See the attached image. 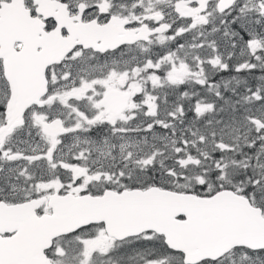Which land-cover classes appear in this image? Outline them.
Masks as SVG:
<instances>
[{"label":"snow or ice","instance_id":"obj_1","mask_svg":"<svg viewBox=\"0 0 264 264\" xmlns=\"http://www.w3.org/2000/svg\"><path fill=\"white\" fill-rule=\"evenodd\" d=\"M0 264H264V0H0Z\"/></svg>","mask_w":264,"mask_h":264}]
</instances>
